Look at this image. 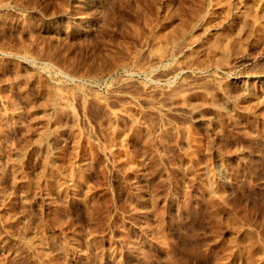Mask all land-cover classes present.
<instances>
[{
  "label": "rangeland",
  "instance_id": "1",
  "mask_svg": "<svg viewBox=\"0 0 264 264\" xmlns=\"http://www.w3.org/2000/svg\"><path fill=\"white\" fill-rule=\"evenodd\" d=\"M0 264H264V0H0Z\"/></svg>",
  "mask_w": 264,
  "mask_h": 264
}]
</instances>
